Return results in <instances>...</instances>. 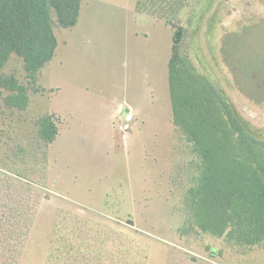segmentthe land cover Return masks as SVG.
<instances>
[{
    "label": "rangeland",
    "instance_id": "rangeland-1",
    "mask_svg": "<svg viewBox=\"0 0 264 264\" xmlns=\"http://www.w3.org/2000/svg\"><path fill=\"white\" fill-rule=\"evenodd\" d=\"M177 28L180 50L264 141V95L245 89H264V0H82L74 27L55 24L54 57L34 79L16 55L3 69L28 88L29 104L11 112L0 102V165L45 185L14 193L39 199L19 264H59L60 246L66 264H264V248L243 253L222 238L177 232L186 182L175 165L194 158L170 112ZM129 107L139 116L121 132L116 110ZM47 114L58 135L41 166L35 122ZM0 173L2 201L4 177L18 180Z\"/></svg>",
    "mask_w": 264,
    "mask_h": 264
},
{
    "label": "trees",
    "instance_id": "trees-1",
    "mask_svg": "<svg viewBox=\"0 0 264 264\" xmlns=\"http://www.w3.org/2000/svg\"><path fill=\"white\" fill-rule=\"evenodd\" d=\"M81 1L0 0L3 111H24L29 104L28 88L15 76L3 72L10 56L21 58L24 71L34 79L54 57L55 24L60 28L74 27ZM182 40V29L177 28L167 63L168 93L172 124L190 145L194 158L188 160L184 169L175 165V175L183 180L184 174L186 182L180 200L184 224L177 232L182 236L202 233L222 238L225 244L242 248L243 253L247 249L264 248V141L245 128L214 84L195 69L189 56L179 48ZM245 89L250 94H260L256 95L257 100L264 95L261 84ZM35 126L42 166L46 164L47 150L55 141L58 128L49 114L39 117ZM0 135L4 147L5 132L0 131ZM22 153L23 148L16 147L15 159ZM0 168L19 182H8L12 179L3 176L7 183L2 186L0 201V264H19L39 199L38 195L32 198L14 193L18 186L30 192L32 186L45 185L43 179L35 181L31 175L4 169L3 165ZM55 254L59 264H66L67 247H56Z\"/></svg>",
    "mask_w": 264,
    "mask_h": 264
},
{
    "label": "crops",
    "instance_id": "crops-1",
    "mask_svg": "<svg viewBox=\"0 0 264 264\" xmlns=\"http://www.w3.org/2000/svg\"><path fill=\"white\" fill-rule=\"evenodd\" d=\"M70 102H71V105L70 106L72 108L73 107V101H72V99L70 100ZM116 112H117V115H119L120 117H122V118H126L127 117L130 120L132 118H137V116H139L138 111L134 107H129L128 110H126L124 112H122V111L118 112V110H116ZM72 114H73V112L70 111V115H72ZM140 122H141V120H140Z\"/></svg>",
    "mask_w": 264,
    "mask_h": 264
},
{
    "label": "built area",
    "instance_id": "built-area-1",
    "mask_svg": "<svg viewBox=\"0 0 264 264\" xmlns=\"http://www.w3.org/2000/svg\"><path fill=\"white\" fill-rule=\"evenodd\" d=\"M125 119V123L123 125H119L118 126V130L121 131V132H126L130 129V126L128 124V122L130 121L129 118H124Z\"/></svg>",
    "mask_w": 264,
    "mask_h": 264
}]
</instances>
